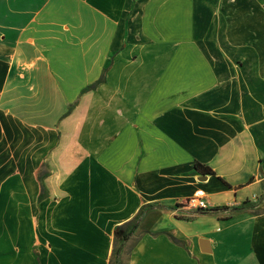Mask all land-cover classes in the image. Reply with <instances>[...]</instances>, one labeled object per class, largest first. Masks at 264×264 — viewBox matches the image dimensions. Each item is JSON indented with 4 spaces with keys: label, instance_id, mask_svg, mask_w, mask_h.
<instances>
[{
    "label": "crops",
    "instance_id": "obj_1",
    "mask_svg": "<svg viewBox=\"0 0 264 264\" xmlns=\"http://www.w3.org/2000/svg\"><path fill=\"white\" fill-rule=\"evenodd\" d=\"M0 264H264V0H0Z\"/></svg>",
    "mask_w": 264,
    "mask_h": 264
},
{
    "label": "built area",
    "instance_id": "obj_2",
    "mask_svg": "<svg viewBox=\"0 0 264 264\" xmlns=\"http://www.w3.org/2000/svg\"><path fill=\"white\" fill-rule=\"evenodd\" d=\"M184 205L188 209L194 210H205L210 207L207 194L204 189H197L193 195L189 196L185 201Z\"/></svg>",
    "mask_w": 264,
    "mask_h": 264
},
{
    "label": "trees",
    "instance_id": "obj_3",
    "mask_svg": "<svg viewBox=\"0 0 264 264\" xmlns=\"http://www.w3.org/2000/svg\"><path fill=\"white\" fill-rule=\"evenodd\" d=\"M197 166H198V168L203 169L204 172H206V173L212 172L211 168L204 167L202 164H197ZM137 226H138V224H137V222H135L134 225H133V227H132V229L129 232H127L125 229H123L122 227H120V228L117 229L116 234L118 236H122L124 239H127L131 235L132 231Z\"/></svg>",
    "mask_w": 264,
    "mask_h": 264
},
{
    "label": "water",
    "instance_id": "obj_4",
    "mask_svg": "<svg viewBox=\"0 0 264 264\" xmlns=\"http://www.w3.org/2000/svg\"><path fill=\"white\" fill-rule=\"evenodd\" d=\"M201 243H202V249H204L206 251L207 250V246H206L207 241H206V239H202Z\"/></svg>",
    "mask_w": 264,
    "mask_h": 264
}]
</instances>
